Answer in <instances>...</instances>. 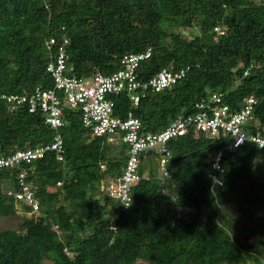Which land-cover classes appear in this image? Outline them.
I'll return each instance as SVG.
<instances>
[{
  "label": "trees",
  "instance_id": "1",
  "mask_svg": "<svg viewBox=\"0 0 264 264\" xmlns=\"http://www.w3.org/2000/svg\"><path fill=\"white\" fill-rule=\"evenodd\" d=\"M176 28L203 34L173 46L176 35L166 29ZM64 37L78 77L111 74L124 55L149 48L150 58L137 70L141 80L168 66L189 67L180 83L137 107L124 95L112 97L114 115L132 113L142 132L163 130L221 92L233 110L247 96L256 99L248 130L264 138L261 0H0V95L52 87L46 42L53 38L60 45ZM63 121L61 161L48 152L30 164L0 169V220L16 217L20 207L39 214L41 224L0 229V264H264V149L251 143L228 153L223 184L212 186L209 156L229 139L191 131L168 143L167 177L159 178L156 158L142 159L141 173L145 166L149 174L132 187V205L110 208L106 180L120 174L126 149L109 152L108 146L120 144L92 137L77 110L64 108ZM53 135L39 113L13 111L0 100V157L45 145ZM19 170L28 173L35 211L8 194L19 191Z\"/></svg>",
  "mask_w": 264,
  "mask_h": 264
},
{
  "label": "built area",
  "instance_id": "2",
  "mask_svg": "<svg viewBox=\"0 0 264 264\" xmlns=\"http://www.w3.org/2000/svg\"><path fill=\"white\" fill-rule=\"evenodd\" d=\"M264 5V0H261ZM215 31H219L215 28ZM219 34H223L219 31ZM68 38H63L60 45L55 39L46 42L50 53L46 73L51 77L52 87H36L31 92L22 94H1L10 110L26 107L28 113H39L45 124L54 131L52 141L34 148L15 150L9 155L0 157V169L30 164L43 158L48 152H54L58 161L62 160L63 139L59 130L65 125L63 109L77 110L81 124L92 137H105L108 143L126 146V162L120 174L106 180L107 196L122 209H128L133 202L132 187L145 178L141 173L142 159L152 157L158 162L159 178L168 176L167 166L172 152L168 143L193 131L195 137L203 135L211 140L229 139L222 149L214 150L209 156L210 171L207 174L212 186H222L225 170L222 165L224 157L244 144H256L264 149V138L248 130L253 125V112L257 103L253 96H247L239 104V109H232L221 92H213L205 103L195 105L193 114H180L161 131L156 133L142 132L140 120L128 113L126 118L119 119L114 115L113 96L124 95L133 107L150 94L160 93L180 83L186 76L189 67L176 69L173 66L162 68L147 80L138 77L140 63L151 56V49L138 54H127L120 59L117 71L105 75L96 72L90 77H78L74 68L68 63ZM247 75V72H244ZM104 170V165H100ZM25 170L17 172L18 192L9 191L17 201L32 205L37 204L34 193L27 181ZM147 178V177H146ZM59 185V184H58ZM117 218V215H115Z\"/></svg>",
  "mask_w": 264,
  "mask_h": 264
},
{
  "label": "rangeland",
  "instance_id": "3",
  "mask_svg": "<svg viewBox=\"0 0 264 264\" xmlns=\"http://www.w3.org/2000/svg\"><path fill=\"white\" fill-rule=\"evenodd\" d=\"M256 2H259L260 0H254ZM167 32H170L171 34L176 35V38L171 41V45L173 46H178L180 44H182L185 41H189L192 40L194 37H201L203 33H201V31L198 28H193V29H180V28H176V29H172V30H167ZM254 124V123H253ZM115 148H118L119 150H114ZM126 147L123 144H120L118 146H108V150L109 152H112L116 155H118L120 153V151L122 153H124L123 150H125ZM149 171L145 168L144 166V176L148 177ZM110 208H112V206L116 205L115 201H108ZM117 206V205H116ZM188 209L187 211H185V213H188ZM206 213L208 214H212L213 210L212 209H208L206 211ZM39 214H31V213H26L24 211V209H20V207L17 208V216L16 217H12V218H5L0 220V229L1 230H15V231H21V229L24 227H32V228H37L40 229L41 224H40V220H39ZM24 218H29L31 220L30 224H27L25 221L21 220ZM135 264H149L145 261H137Z\"/></svg>",
  "mask_w": 264,
  "mask_h": 264
},
{
  "label": "bare ground",
  "instance_id": "4",
  "mask_svg": "<svg viewBox=\"0 0 264 264\" xmlns=\"http://www.w3.org/2000/svg\"><path fill=\"white\" fill-rule=\"evenodd\" d=\"M38 186V185H37Z\"/></svg>",
  "mask_w": 264,
  "mask_h": 264
}]
</instances>
